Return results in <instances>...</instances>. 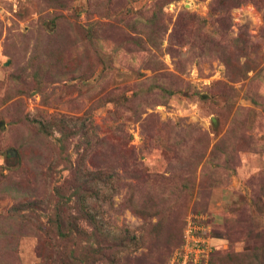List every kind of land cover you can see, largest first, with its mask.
Listing matches in <instances>:
<instances>
[{
	"label": "rangeland",
	"instance_id": "374dc122",
	"mask_svg": "<svg viewBox=\"0 0 264 264\" xmlns=\"http://www.w3.org/2000/svg\"><path fill=\"white\" fill-rule=\"evenodd\" d=\"M188 218L264 264V0H0V264H171Z\"/></svg>",
	"mask_w": 264,
	"mask_h": 264
},
{
	"label": "built area",
	"instance_id": "2783aa9c",
	"mask_svg": "<svg viewBox=\"0 0 264 264\" xmlns=\"http://www.w3.org/2000/svg\"><path fill=\"white\" fill-rule=\"evenodd\" d=\"M212 244L208 231L195 220L187 219L183 242L172 256L171 264H209Z\"/></svg>",
	"mask_w": 264,
	"mask_h": 264
},
{
	"label": "trees",
	"instance_id": "16d2710c",
	"mask_svg": "<svg viewBox=\"0 0 264 264\" xmlns=\"http://www.w3.org/2000/svg\"><path fill=\"white\" fill-rule=\"evenodd\" d=\"M150 96L149 95H147L146 97H145V101H146V99H148ZM211 255V254H210ZM72 256V252H70L69 251V253H67V254H65V255H61L60 256V261H63V263H66V264H72L71 262H70V257ZM209 264H211V258H209Z\"/></svg>",
	"mask_w": 264,
	"mask_h": 264
}]
</instances>
